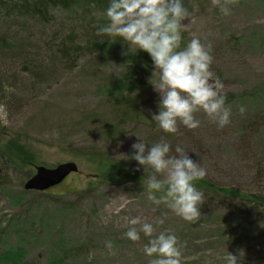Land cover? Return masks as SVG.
I'll return each instance as SVG.
<instances>
[{"label": "rangeland", "instance_id": "1", "mask_svg": "<svg viewBox=\"0 0 264 264\" xmlns=\"http://www.w3.org/2000/svg\"><path fill=\"white\" fill-rule=\"evenodd\" d=\"M184 5L191 16L184 21L181 46L194 36L211 45V71L224 84L230 123L218 128L200 111L194 114L201 121L199 128L178 124L176 133H165L151 119L159 96L147 82L150 57L127 50L126 42L114 37L110 51L84 55L77 67L63 71L37 96L1 107L7 113V122L0 120L1 139L5 131L28 136L44 163L40 166L73 162L79 172L43 193L26 191L24 174L0 170V258L21 248L25 258L19 264H49L54 257L60 258L59 264H149L154 257L143 250L149 238L141 233L134 242L124 235L127 221L141 217L153 224V237L162 231L176 235L181 264H223L227 251L238 254V249L245 252L240 264H264V211L201 189L200 215L185 221L167 204L148 199L146 182L153 169L125 160V154L134 152L131 145L137 137L149 146L167 142L170 156L180 146L206 170L203 183L198 180L196 186L235 188L264 197V0H234L227 16L212 0H184ZM127 74L136 80L121 86ZM121 100L133 105L141 118L128 116L124 108L129 106ZM114 126H122V131L112 140L107 133ZM92 151H111V161L136 172L139 167L144 181L90 184L96 169L83 155L89 152L91 160ZM160 219L163 224L157 223ZM108 241L113 243L111 251Z\"/></svg>", "mask_w": 264, "mask_h": 264}, {"label": "clouds", "instance_id": "2", "mask_svg": "<svg viewBox=\"0 0 264 264\" xmlns=\"http://www.w3.org/2000/svg\"><path fill=\"white\" fill-rule=\"evenodd\" d=\"M232 2L234 0H212L225 16L231 14L228 5ZM105 15L108 23L98 29V35L119 37L126 42L127 50L145 52L151 59L152 72L147 82L159 96L157 110L151 114V119L160 129L176 133L178 124H182L195 130L201 121L194 114L200 111L218 128L230 123L231 109L226 106V97L222 94L224 84L211 71V45L206 47L194 36L181 46V33L187 29L184 21L191 16L184 0H110ZM138 91L131 95L135 98ZM245 111L243 106L239 108L241 115ZM6 116L0 108V120L6 123ZM131 148L134 152L125 154V160H134L138 166L153 169L154 174L146 182L148 199L157 205L167 204L185 221L196 220L203 193L194 182L203 180L206 170L180 146L175 148L176 155L170 156L171 146L167 142L149 146L137 137ZM158 174L163 179H158ZM155 193L161 195L157 197ZM127 223L129 227L124 234L127 239L139 241L141 233L149 238L143 249L146 256L154 257L149 264H181L182 253L176 235L162 231L153 237V224L141 217L131 218ZM157 223L163 224L164 220ZM106 248L111 251L113 243L108 241ZM237 252L227 251L222 257L223 264H240L245 252L243 249Z\"/></svg>", "mask_w": 264, "mask_h": 264}, {"label": "trees", "instance_id": "3", "mask_svg": "<svg viewBox=\"0 0 264 264\" xmlns=\"http://www.w3.org/2000/svg\"><path fill=\"white\" fill-rule=\"evenodd\" d=\"M109 4L110 0H0V108L37 96L49 83H55L63 71L77 67L84 55L110 51L116 37L97 34L98 29L108 23L105 12ZM139 73L137 68L136 75ZM130 79L136 80V77L131 74L123 76L121 86L129 85ZM122 94L120 92L118 97ZM123 102L130 105L128 101ZM133 107L124 108L128 116L136 113ZM135 115L138 120L141 118L138 113ZM121 128L114 126L107 135L112 140L117 139ZM1 133L0 170H8L14 175L24 174V185L32 178L36 167L44 163L28 136L20 138L5 131L3 140ZM86 155L83 159L96 169L91 174L92 185H100L101 181L125 183L131 179L142 183L145 179L123 162L111 161V151H92L89 154L91 160ZM2 180L0 175V184ZM204 186L196 187L215 196L241 199L250 203L248 206L253 209L264 211V197L261 195L242 194L235 188ZM24 258L25 254L18 248L10 250L0 261L19 264ZM59 259L54 257L49 264H59Z\"/></svg>", "mask_w": 264, "mask_h": 264}, {"label": "water", "instance_id": "4", "mask_svg": "<svg viewBox=\"0 0 264 264\" xmlns=\"http://www.w3.org/2000/svg\"><path fill=\"white\" fill-rule=\"evenodd\" d=\"M79 172L76 163L68 162L54 168L38 166L35 174L24 185L26 191L46 192L61 185L69 176Z\"/></svg>", "mask_w": 264, "mask_h": 264}]
</instances>
